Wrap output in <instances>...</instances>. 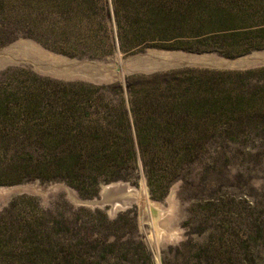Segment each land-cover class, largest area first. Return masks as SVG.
<instances>
[{
	"label": "rangeland",
	"instance_id": "obj_1",
	"mask_svg": "<svg viewBox=\"0 0 264 264\" xmlns=\"http://www.w3.org/2000/svg\"><path fill=\"white\" fill-rule=\"evenodd\" d=\"M139 50L155 67L262 51L264 0H0V187L59 186L0 206V264H264V67L140 72L104 89L54 65ZM119 183L138 193L121 196L127 208L77 205Z\"/></svg>",
	"mask_w": 264,
	"mask_h": 264
},
{
	"label": "water",
	"instance_id": "obj_2",
	"mask_svg": "<svg viewBox=\"0 0 264 264\" xmlns=\"http://www.w3.org/2000/svg\"><path fill=\"white\" fill-rule=\"evenodd\" d=\"M147 52H149V50H143V51L135 52L134 54L127 56L124 59V61H126L132 57H137V56L143 55ZM88 62H91L95 65H97V64L98 65L99 64L105 65L108 68L110 67L108 65L109 62L105 61V60L88 61ZM185 66L227 69V70H241V71L242 70H248V69L261 68V67H264V50L256 51V53H250L249 55L241 56V57H238V58H235L232 60L218 59L216 57H212V56L204 55V54H202V55L193 54L192 56L188 57L187 59H184V58L175 59V60H172L170 63L162 64L161 66H158V67L153 68L149 71L141 72V73L152 74L155 72H163V71H167L169 69L185 67ZM112 68H113V66H112ZM123 68H124V62L121 65L114 66L113 69L118 72L119 70H122ZM134 73H140V72H132V73H129L128 75H131ZM113 76L114 75H112V77H109L108 75H105V74H98V75L94 76V78L91 80V82H93L95 84L109 85V84H113L117 81H120ZM58 189H59V186H49V187L43 188V187H39L35 184H30V183L29 184L13 185V186H8V187H0V206L5 205L9 199H11L12 197H15V196H19V195H23V194H29V195H37V196H41V197H46L47 195H49L50 193H52ZM154 204H155V206H158V203H154ZM77 205H80V206L85 205V206H89V207H93V208H96V207L103 208L105 206H108L109 203L104 202L103 200H101L100 196H98L97 198L90 200L88 203L79 201L77 203ZM128 206L129 205L122 206V207L118 208L117 210H119L121 208L122 209L127 208ZM116 211L109 210V212L111 214H114ZM163 213L164 212L162 210L161 217L163 216ZM146 214H147V212H146ZM148 218L149 217L147 215V219ZM146 241L148 244H150V239L146 238Z\"/></svg>",
	"mask_w": 264,
	"mask_h": 264
},
{
	"label": "bare ground",
	"instance_id": "obj_3",
	"mask_svg": "<svg viewBox=\"0 0 264 264\" xmlns=\"http://www.w3.org/2000/svg\"><path fill=\"white\" fill-rule=\"evenodd\" d=\"M28 42V41H27ZM31 42H29V43H26L28 46H30L31 48H33V50H34V48L35 47H32L31 46V44H30ZM19 44V43H18ZM23 44V43H22ZM24 44H25V42H24ZM32 45H34V44H32ZM35 46V45H34ZM20 47V44L19 45H17V44H12V45H10V46H8L6 49H4V51H3V55L5 54L8 58L7 59H3L4 61L5 60H14L15 59V50H16V48L18 49ZM24 47H25V49H21V50H26V47L27 46H25L24 45ZM37 47V46H36ZM21 48V47H20ZM39 47H37V49H38ZM27 49H29L28 47H27ZM36 49V48H35ZM36 49V50H37ZM19 50V49H18ZM31 50V49H30ZM36 50H34V51H36ZM39 50V49H38ZM20 51V50H19ZM32 51V50H31ZM30 51V52H31ZM18 52V51H17ZM16 52V53H17ZM21 52V51H20ZM19 52V53H20ZM37 52V51H36ZM150 52V51H149ZM153 52V51H152ZM156 52V51H155ZM23 53V52H22ZM32 53V52H31ZM42 53V52H41ZM161 53V52H160ZM180 53V52H179ZM252 53H256V52H252ZM34 54V53H33ZM36 54V53H35ZM43 54H44V51H43ZM157 54V53H156ZM175 54V53H174ZM177 54V53H176ZM31 55V54H30ZM47 55V54H46ZM49 55V54H48ZM161 55V54H160ZM162 55H163V53H162ZM166 55V54H165ZM186 55V54H185ZM193 54H191V55H186V56H184L183 54H178V55H168L167 57H163L162 59L163 60H166V62L167 63H170L172 60H175V59H182V58H184V59H187L188 57H190V56H192ZM249 55V54H248ZM23 56H25L24 54H23ZM41 56V55H40ZM49 56H51V55H49ZM53 56V55H52ZM55 56V55H54ZM58 56V55H57ZM159 56V55H158ZM17 57V56H16ZM28 57V56H27ZM31 57V56H30ZM29 57V58H30ZM35 57V56H34ZM36 57H37V55H36ZM41 57H43V56H41ZM47 57V56H46ZM63 56H59V57H55L54 58V61H55V63H54V61H53V63H54V65L56 64L58 67H62V70H64L65 71V73H71V75H73V74H75V75H78V76H81V77H84V78H86V79H88V80H92L93 78H94V76H96V75H98V74H105V75H108L109 77H112V75H114L113 77H115V78H117V79H120V80H123V76L124 75H127V74H129V73H132V72H146V71H149V70H151V69H149V70H145V68H151V67H154V68H156L155 67V62L154 63H151V62H144V61H141V60H138V59H135V57H132V58H129L128 60H126V61H123L124 62V68L122 69V70H119L118 72L117 71H115L113 68H114V66H116V65H121L122 63H120V64H118L117 62H111V63H109L108 65L110 66L109 68L108 67H106L105 65H101V64H97V65H95V64H93V63H91V62H77V61H75V60H69V59H65V58H62ZM145 57V56H144ZM143 57V58H144ZM137 58V57H136ZM142 58V57H141ZM151 58V57H150ZM159 58V57H158ZM175 58V59H174ZM18 59H19V57H18ZM26 59H28V58H26ZM172 59V60H171ZM3 60H1V58H0V62L1 61H3ZM20 60V59H19ZM23 60V59H22ZM21 60V61H22ZM31 60V59H30ZM34 60V59H33ZM36 60V59H35ZM38 60H40V59H38ZM42 60V59H41ZM51 60H52V58H51ZM146 60H148V59H146ZM168 60H170V61H168ZM3 61V62H4ZM26 61V60H25ZM28 61V60H27ZM26 61V62H27ZM43 61V60H42ZM155 61V60H154ZM12 62V61H11ZM31 62V61H30ZM35 62V61H34ZM47 62H49V61H47ZM52 62V61H51ZM163 62H165V61H163ZM37 63V62H36ZM50 63V62H49ZM38 64H39V62H38ZM165 64V63H164ZM37 65V64H36ZM41 65V64H40ZM44 65V64H43ZM47 65V64H46ZM49 65H51V64H49ZM39 66V65H38ZM45 66V65H44ZM56 66V67H57ZM112 66H113V68H112ZM35 67H37V66H35ZM45 67H47V66H45ZM158 67V66H157ZM39 68V67H38ZM43 68V67H42ZM48 69L50 68L49 66L47 67ZM52 69V71H54V67H53V65H52V67H51ZM46 69V68H45ZM56 69H58V68H56ZM61 68H59V70H60ZM153 69V68H152ZM41 71H42V69H40ZM50 70V71H51ZM58 70V71H59ZM46 71V70H45ZM44 70L42 71V72H45ZM55 71H57V70H55ZM54 71V72H55ZM46 73V72H45ZM49 73V72H48ZM48 73H46L47 75H49ZM52 73V72H51ZM57 73V72H56ZM61 72H59L58 74H60ZM64 73V74H65ZM55 74V73H54ZM51 75V74H50ZM53 75V74H52ZM51 75V76H52ZM56 75V74H55ZM66 75V74H65ZM58 77H60V75H57ZM57 76H55V77H57ZM68 76V75H67ZM65 77V76H64ZM120 77H122V78H120ZM67 193L74 199V200H76V201H78L77 200V198H76V196L70 191V190H67ZM128 196V195H136V196H138V193H137V191L135 190V189H131L128 185H126V184H122V183H119V184H109V185H106V186H103L102 188H101V191H100V194H99V196H100V198H101V200H103L104 202H107V203H109V210H111V211H116L118 208H120V207H122V206H125V205H128V203H127V200H126V198H121V196ZM119 196H120V198H119ZM89 202V201H88ZM88 202H85V203H88ZM148 206V205H147ZM149 212H150V214H151V222H152V225H153V227H155L154 225H155V221H154V217H155V215L156 216H158L159 214H160V211L157 209V208H155V206L154 205H150L149 204ZM160 216V215H159ZM155 231V230H154ZM153 231V232H154ZM156 233V232H155ZM156 236H160V233L159 232H157V234H156ZM161 238V237H160Z\"/></svg>",
	"mask_w": 264,
	"mask_h": 264
},
{
	"label": "trees",
	"instance_id": "obj_4",
	"mask_svg": "<svg viewBox=\"0 0 264 264\" xmlns=\"http://www.w3.org/2000/svg\"><path fill=\"white\" fill-rule=\"evenodd\" d=\"M114 15H115V18L117 19L118 18V8L116 7L115 3H114ZM118 39L120 40L121 37H120V30L118 29ZM139 45H136L137 46H140L141 43H138ZM139 51H143V50H139ZM102 88L104 89H111V88H115L116 86L114 84H109V85H106V86H101ZM16 200V199H15Z\"/></svg>",
	"mask_w": 264,
	"mask_h": 264
}]
</instances>
